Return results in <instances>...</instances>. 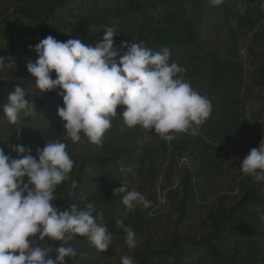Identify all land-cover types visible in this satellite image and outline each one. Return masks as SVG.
<instances>
[{"label": "trees", "instance_id": "obj_1", "mask_svg": "<svg viewBox=\"0 0 264 264\" xmlns=\"http://www.w3.org/2000/svg\"><path fill=\"white\" fill-rule=\"evenodd\" d=\"M264 0H0V57L14 66L0 70V149L22 158L11 146L23 145L33 156L45 143H66L74 161L69 179L56 187L58 211L75 203H93L113 234L99 252L87 237L69 244L76 256L66 264H264V182L239 168L252 148L264 140ZM117 29L114 47L144 42L154 52L170 50V62L186 69L192 88L207 96L212 112L200 134L179 133L164 141L154 130L127 127L117 106L102 144L73 143L66 137L57 107L59 88L40 92L27 71L38 59L34 46L48 35L85 45L103 37L104 27ZM118 58V57H117ZM51 77L55 78L53 71ZM16 85L36 105V115L6 120L3 105ZM131 168V172L121 171ZM75 182L76 187L72 184ZM127 185L150 201L126 212ZM158 195L164 201L158 204ZM124 224L136 234L129 249ZM60 242L45 238L42 246ZM54 258V257H53Z\"/></svg>", "mask_w": 264, "mask_h": 264}, {"label": "clouds", "instance_id": "obj_2", "mask_svg": "<svg viewBox=\"0 0 264 264\" xmlns=\"http://www.w3.org/2000/svg\"><path fill=\"white\" fill-rule=\"evenodd\" d=\"M220 5L223 0H209ZM264 7V4L261 5ZM103 37L85 45L79 39L66 42L48 35L34 46L38 59L27 63V71L40 92L59 88L63 107H57L66 137L73 143L101 145L117 106H126L121 116L124 124L154 130L164 141L179 133L200 134L199 127L210 117L211 101L196 92L183 73L186 69L170 62V50L154 52L144 42L127 44L123 54L114 47L117 29L105 26ZM118 57V58H117ZM14 66L11 57H0V70ZM55 72V78L51 73ZM36 105L26 99V91L16 85L3 105L6 120L16 124L21 114L35 116ZM22 158L10 159L0 149V264H66L65 258L76 256L69 241L77 235L87 237L99 252L111 244L113 234L103 223V211L93 203L84 209L75 203L58 211L52 201L56 187L69 179L74 161L66 151V143L53 141L37 148L35 156L23 145L11 146ZM240 172L256 182H264V140L252 148L241 162ZM121 171L131 172V168ZM72 187L76 184L73 182ZM122 193L125 211L137 205L150 206L144 195L128 190L127 185L114 189ZM126 233L129 249L136 247V234L117 221ZM47 238L60 242L55 248L42 246ZM54 257V258H53ZM121 264H134L130 256H122Z\"/></svg>", "mask_w": 264, "mask_h": 264}, {"label": "rangeland", "instance_id": "obj_3", "mask_svg": "<svg viewBox=\"0 0 264 264\" xmlns=\"http://www.w3.org/2000/svg\"><path fill=\"white\" fill-rule=\"evenodd\" d=\"M163 201H164V199H163L162 195H158V204L155 206V208L156 209L159 208V204L163 203Z\"/></svg>", "mask_w": 264, "mask_h": 264}]
</instances>
